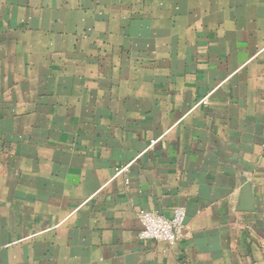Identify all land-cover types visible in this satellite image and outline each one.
<instances>
[{"label": "crops", "instance_id": "0c3cea01", "mask_svg": "<svg viewBox=\"0 0 264 264\" xmlns=\"http://www.w3.org/2000/svg\"><path fill=\"white\" fill-rule=\"evenodd\" d=\"M176 208V244L140 239V211ZM263 243L264 0H0V264Z\"/></svg>", "mask_w": 264, "mask_h": 264}, {"label": "built area", "instance_id": "2783aa9c", "mask_svg": "<svg viewBox=\"0 0 264 264\" xmlns=\"http://www.w3.org/2000/svg\"><path fill=\"white\" fill-rule=\"evenodd\" d=\"M152 141L151 145H155ZM138 219L142 226L139 233L141 240H153L176 244L182 237L186 228L187 211L184 208H176L171 216L167 217L158 212L142 210L138 213ZM264 257V243L262 247Z\"/></svg>", "mask_w": 264, "mask_h": 264}]
</instances>
